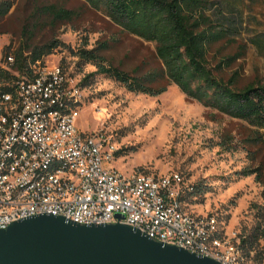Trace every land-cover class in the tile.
Returning <instances> with one entry per match:
<instances>
[{
	"label": "rangeland",
	"instance_id": "1",
	"mask_svg": "<svg viewBox=\"0 0 264 264\" xmlns=\"http://www.w3.org/2000/svg\"><path fill=\"white\" fill-rule=\"evenodd\" d=\"M209 15L227 30L225 39L208 50L212 68L226 58L219 76L228 79L238 73V86L264 85V0H211ZM56 5L72 11L70 21L53 22L33 16L37 7ZM25 30V31H24ZM59 46L37 61L58 65L75 81L94 74L96 68L82 63L79 50H91L106 43L101 51L109 65L142 76L159 73L154 44L125 34L102 12L83 0H14V6L0 25V70L11 78H0L2 86L30 76L36 63L29 60L20 72L15 65L17 51L40 49L50 43ZM12 55L10 65L7 57ZM83 91L78 128L82 133H105L121 154L114 167L122 172L140 171L150 176L178 174L184 186H198L200 192L185 195V211L212 216L224 234L247 233L254 225L253 205H262V188L253 176L243 177L249 168L246 152L239 142L249 127L189 100L175 85L151 97L128 92L122 85L101 75L88 79ZM229 142L234 149L229 148ZM254 252L245 258L253 261Z\"/></svg>",
	"mask_w": 264,
	"mask_h": 264
},
{
	"label": "built area",
	"instance_id": "2",
	"mask_svg": "<svg viewBox=\"0 0 264 264\" xmlns=\"http://www.w3.org/2000/svg\"><path fill=\"white\" fill-rule=\"evenodd\" d=\"M36 64L0 92V230L43 214L79 225L119 222L220 264H246L241 234H223L214 217L185 211L192 187L180 175L115 168L112 139L77 126L80 82L58 65Z\"/></svg>",
	"mask_w": 264,
	"mask_h": 264
},
{
	"label": "trees",
	"instance_id": "3",
	"mask_svg": "<svg viewBox=\"0 0 264 264\" xmlns=\"http://www.w3.org/2000/svg\"><path fill=\"white\" fill-rule=\"evenodd\" d=\"M90 8L102 12L121 31L144 42L154 44L155 55L161 64L159 73L150 72L142 76L128 73L109 65L101 55L107 44L91 50H79L78 59L91 64L96 72L80 82L85 87L93 75H101L122 85L128 92L151 97L164 93L169 85H175L189 100L204 108L214 110L232 119L244 122L249 130L239 142L246 152L249 168L240 173L243 177L253 176L254 182L262 188V205H253L254 225L241 234L240 245L244 257L254 252L253 261H264V85L248 84L238 86V73L228 79L219 76L222 65L234 58L220 61L212 68L207 55L213 44L226 38L227 30L215 23L209 15L214 4L211 0H83ZM14 0H0V25L8 16ZM33 16H46L53 22L70 21L74 13L56 5L37 7ZM25 31V30H24ZM59 46L52 42L40 49L19 50L15 65L20 72L29 60L36 63ZM12 56V55H11ZM13 57V56H12ZM14 58V57H13ZM0 78L13 79L0 70ZM2 86L0 92L9 91ZM229 148L235 146L229 142ZM121 152H117L118 157ZM188 195L200 192L198 186H191ZM187 195V196H188Z\"/></svg>",
	"mask_w": 264,
	"mask_h": 264
},
{
	"label": "water",
	"instance_id": "4",
	"mask_svg": "<svg viewBox=\"0 0 264 264\" xmlns=\"http://www.w3.org/2000/svg\"><path fill=\"white\" fill-rule=\"evenodd\" d=\"M118 220L121 219L117 215ZM0 264H220L117 223L36 215L0 230Z\"/></svg>",
	"mask_w": 264,
	"mask_h": 264
}]
</instances>
